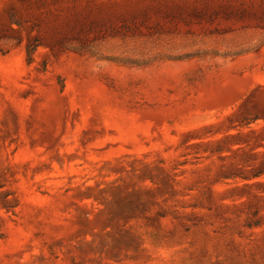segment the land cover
Wrapping results in <instances>:
<instances>
[{
  "label": "rangeland",
  "instance_id": "rangeland-1",
  "mask_svg": "<svg viewBox=\"0 0 264 264\" xmlns=\"http://www.w3.org/2000/svg\"><path fill=\"white\" fill-rule=\"evenodd\" d=\"M0 264H264V0H0Z\"/></svg>",
  "mask_w": 264,
  "mask_h": 264
},
{
  "label": "trees",
  "instance_id": "trees-1",
  "mask_svg": "<svg viewBox=\"0 0 264 264\" xmlns=\"http://www.w3.org/2000/svg\"><path fill=\"white\" fill-rule=\"evenodd\" d=\"M11 20H12V22H15L14 19H13V16H11ZM35 42H36V44L35 43L34 44H29L28 47H27V54H28L30 63H32L36 48L39 46V43H37L38 41H35ZM59 46L60 47L57 49L59 52L62 51L65 48L64 45H62V46L59 45Z\"/></svg>",
  "mask_w": 264,
  "mask_h": 264
}]
</instances>
